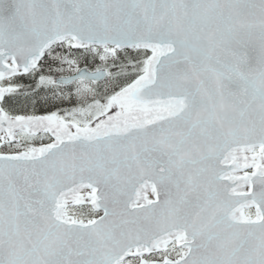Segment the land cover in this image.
<instances>
[{
  "label": "snow or ice",
  "instance_id": "1",
  "mask_svg": "<svg viewBox=\"0 0 264 264\" xmlns=\"http://www.w3.org/2000/svg\"><path fill=\"white\" fill-rule=\"evenodd\" d=\"M0 264H264V0H0Z\"/></svg>",
  "mask_w": 264,
  "mask_h": 264
}]
</instances>
